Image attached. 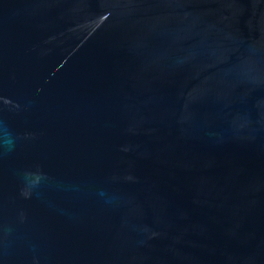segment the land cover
<instances>
[{"label": "water", "instance_id": "obj_1", "mask_svg": "<svg viewBox=\"0 0 264 264\" xmlns=\"http://www.w3.org/2000/svg\"><path fill=\"white\" fill-rule=\"evenodd\" d=\"M0 264H264V0H0Z\"/></svg>", "mask_w": 264, "mask_h": 264}]
</instances>
